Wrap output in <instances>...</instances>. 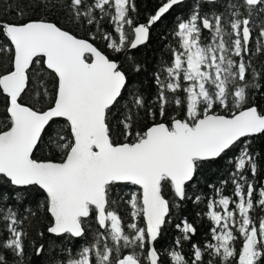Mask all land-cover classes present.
I'll return each instance as SVG.
<instances>
[{
    "label": "snow or ice",
    "instance_id": "6c2138e0",
    "mask_svg": "<svg viewBox=\"0 0 264 264\" xmlns=\"http://www.w3.org/2000/svg\"><path fill=\"white\" fill-rule=\"evenodd\" d=\"M0 5V264H264V0ZM189 201L206 232L181 219L157 248Z\"/></svg>",
    "mask_w": 264,
    "mask_h": 264
},
{
    "label": "trees",
    "instance_id": "16d2710c",
    "mask_svg": "<svg viewBox=\"0 0 264 264\" xmlns=\"http://www.w3.org/2000/svg\"><path fill=\"white\" fill-rule=\"evenodd\" d=\"M161 2L162 0H137L140 11L142 13L141 19H145L147 14L157 8ZM2 8L3 5H0V10H2ZM183 11L184 7H174L173 10H170V12L166 14L165 18H163L160 22H158L151 28V43L147 47H141L138 51H135L137 59L147 61L148 68H151L154 65L155 61L161 58V49L168 39V33L171 28L172 22L175 17ZM0 14H2V11H0ZM3 18L8 21H13L15 19V17L12 15H6L3 16ZM79 35L83 38H87L84 32H80ZM205 36H207V33H205ZM97 46H101V42L98 41ZM163 58H168L166 50L163 54ZM141 78L144 79L145 83L147 84V78ZM257 102L264 106V99H261L259 96L257 97ZM260 144L261 141L256 142L257 147H259ZM44 155H48L47 151H45ZM227 167L228 165L226 164V161L219 160L216 163L203 168L199 176V183L195 185V187L189 189V194L191 195L192 192L195 191L197 194H200L202 192L206 196L212 195L211 189L207 185L217 184L218 186V180L228 175L226 171ZM121 187L125 189L132 188L133 190H137V187L131 185H122ZM230 188L231 186L228 185L226 188V194H228ZM200 207L202 208L203 205H200ZM197 211H199V208L194 206L191 201L183 206V211L173 210L172 222L171 224L166 226L162 239L157 242V248H160L161 245L171 244L173 238L178 235V230L176 229L175 225L177 223H180L181 219H187L189 222H192L194 219L196 220L198 235L195 237V239L199 240L201 236H203V234L206 232L209 225L206 219L201 222L199 218L196 217Z\"/></svg>",
    "mask_w": 264,
    "mask_h": 264
},
{
    "label": "water",
    "instance_id": "95a60500",
    "mask_svg": "<svg viewBox=\"0 0 264 264\" xmlns=\"http://www.w3.org/2000/svg\"><path fill=\"white\" fill-rule=\"evenodd\" d=\"M135 187H137V186H135Z\"/></svg>",
    "mask_w": 264,
    "mask_h": 264
}]
</instances>
